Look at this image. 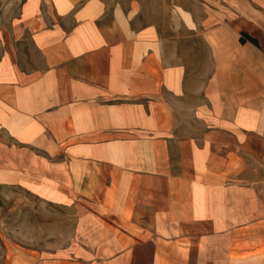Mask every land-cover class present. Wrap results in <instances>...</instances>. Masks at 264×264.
<instances>
[{
	"label": "crops",
	"instance_id": "0c3cea01",
	"mask_svg": "<svg viewBox=\"0 0 264 264\" xmlns=\"http://www.w3.org/2000/svg\"><path fill=\"white\" fill-rule=\"evenodd\" d=\"M146 5L0 0V187L82 203L72 252L34 264H264V99Z\"/></svg>",
	"mask_w": 264,
	"mask_h": 264
},
{
	"label": "rangeland",
	"instance_id": "374dc122",
	"mask_svg": "<svg viewBox=\"0 0 264 264\" xmlns=\"http://www.w3.org/2000/svg\"><path fill=\"white\" fill-rule=\"evenodd\" d=\"M148 21L181 27L188 64L222 84L230 98L264 99V50L239 41L242 30L259 37L264 49V0H147ZM190 29H183L184 25ZM173 32V31H172ZM23 186L0 187V264H34L72 252L78 205Z\"/></svg>",
	"mask_w": 264,
	"mask_h": 264
},
{
	"label": "trees",
	"instance_id": "16d2710c",
	"mask_svg": "<svg viewBox=\"0 0 264 264\" xmlns=\"http://www.w3.org/2000/svg\"><path fill=\"white\" fill-rule=\"evenodd\" d=\"M247 40H250V41L253 42L254 44L259 45V41H258L257 38H255V37L249 35V34L246 33V32H243L242 37H241V41H242V42H246Z\"/></svg>",
	"mask_w": 264,
	"mask_h": 264
}]
</instances>
